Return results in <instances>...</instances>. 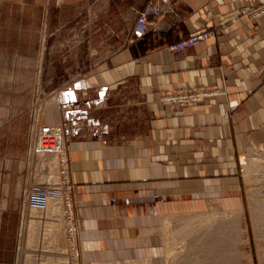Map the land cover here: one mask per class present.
Here are the masks:
<instances>
[{"label": "crops", "instance_id": "0c3cea01", "mask_svg": "<svg viewBox=\"0 0 264 264\" xmlns=\"http://www.w3.org/2000/svg\"><path fill=\"white\" fill-rule=\"evenodd\" d=\"M146 2L114 8L117 26L127 14L136 20ZM263 4L178 0L172 13L151 19L142 38L128 41L123 30V44L86 74L92 91L135 86L148 112L145 129L134 137L67 141L88 263L147 264L150 252L162 246L166 221L174 223L191 209L221 206L226 193L230 206H241L242 156L251 148L264 150V15L250 16ZM47 5V0H0V80L12 81L10 100L7 83L6 107H0L6 111L0 117V264L14 260L13 218L20 202L11 193L24 190L28 170L30 116L14 115L15 64H30L21 49L42 45ZM76 26L70 31L76 33ZM206 28H214L215 37L181 52L170 50ZM193 89L215 93L181 113L161 100Z\"/></svg>", "mask_w": 264, "mask_h": 264}, {"label": "rangeland", "instance_id": "374dc122", "mask_svg": "<svg viewBox=\"0 0 264 264\" xmlns=\"http://www.w3.org/2000/svg\"><path fill=\"white\" fill-rule=\"evenodd\" d=\"M136 1L47 0V25L43 32L42 45L21 49L22 52L29 53L30 64H15L13 107H15L14 115L17 120H23L24 115L30 116L25 117L29 119L26 155L28 170L24 190L11 193V198L20 202V207L16 209V215L13 218L14 260L12 264H50L53 260H55L54 264H92L88 263L90 256L85 254L89 248H86V242L81 239V221L77 215L79 201L71 181L70 152L67 141L76 139L109 141L117 138H131L142 132L147 125L148 112L135 86L127 85L92 91L89 85L93 84V81L84 78L95 67L98 60L114 52L123 44L121 34L124 33L123 30L129 36L128 41L134 38L130 32L132 26L136 25L134 24L136 20L131 14H127L118 27L116 22L118 17L113 9L135 6ZM106 8H111L112 11L103 15L101 10ZM71 14H73L72 18ZM70 25H77L76 33L70 31ZM61 28H63L62 32H60ZM31 42L35 45L39 44L36 39ZM7 83H9L10 100L12 81L0 80V92L3 90V95H0V107H6ZM166 96L167 94L162 96L161 100L170 103L166 100ZM185 108L187 107H173L175 113H181ZM2 116H6V111L0 108V117ZM21 120L16 123V149L19 141V127H23ZM56 127H60L63 131L64 146L69 159L67 170L59 164L55 166L56 168L54 165L51 167V156H36L31 152V144L36 136L46 129ZM249 152L251 154L247 158V163L242 161L243 166L240 170L241 206H230V197L226 193L220 199L221 206L191 209L184 213L185 215L176 216L174 223L170 222V224L179 230L182 228L180 221L188 220V217L192 218V216L201 217L200 219L210 216L212 221L225 222L227 226H231L227 224L228 221L235 220L234 228L238 230L243 228L242 233L237 234L236 247L231 249L237 252L234 256L236 264H264V239L257 241L253 222V209H255V215L262 211L264 213V150L251 148L246 153ZM262 164L263 167H261ZM257 165H260L261 170L257 169ZM52 169L54 170L50 172ZM212 214L214 215L211 216ZM239 214L242 216H240V223ZM52 222L56 225L54 227L52 225L53 229L50 224ZM194 227L191 239L196 240L195 236L201 237L197 238L202 241L198 240L200 242L196 243L198 246L204 242L203 237L208 238L214 230L217 231L220 228L218 224L210 228L199 225ZM31 232L37 233V236ZM2 242L1 250L5 249L7 240L3 239ZM183 242L184 240L181 243L179 241L175 243L171 256H165L160 251L158 254L150 252L147 264H182V262L184 264L188 261L197 260L195 262L197 263L201 260L202 252L206 251L203 248L204 244L198 248L197 246L190 248L182 244ZM187 242L189 243L188 240ZM162 246L157 250H162ZM185 246L190 249L188 250ZM228 248V246H222L219 248L222 250H215V253H227ZM218 253L216 254L219 258L221 255ZM46 259H48L47 262ZM92 260L95 261V257ZM29 261L32 262L29 263Z\"/></svg>", "mask_w": 264, "mask_h": 264}, {"label": "built area", "instance_id": "2783aa9c", "mask_svg": "<svg viewBox=\"0 0 264 264\" xmlns=\"http://www.w3.org/2000/svg\"><path fill=\"white\" fill-rule=\"evenodd\" d=\"M177 2L178 0H147L144 8L138 13L133 32L134 38L140 39L146 34L152 23L151 19L156 20L164 14L172 13ZM262 15H264V4L250 14L253 19ZM215 35L216 31L214 28L202 29L183 38L180 43L170 47V50L181 52L187 48L195 47L201 42L215 37ZM214 93L213 91L203 89H193L170 94L165 98L171 104L184 108L209 98ZM231 107H235V104L232 103ZM31 152L36 156H56L60 166L64 167V170H67L69 159L64 146L63 131L60 127L46 129L43 133L38 134L35 140L32 141Z\"/></svg>", "mask_w": 264, "mask_h": 264}, {"label": "bare ground", "instance_id": "6f19581e", "mask_svg": "<svg viewBox=\"0 0 264 264\" xmlns=\"http://www.w3.org/2000/svg\"><path fill=\"white\" fill-rule=\"evenodd\" d=\"M38 131V130H37ZM249 154H251V153H249ZM264 154V153H263ZM248 156H250V155H248ZM248 156H247V154H244V156H242L243 157V162L244 163H247V158H248ZM52 157V162H50V166L52 167L53 165H54V168H56L55 166H57V164H59V160H57V157L56 156H51ZM253 157V156H252ZM259 157V156H258ZM262 157V156H261ZM41 158V157H40ZM257 158V157H256ZM259 159V158H258ZM254 160V159H253ZM262 161V160H261ZM249 162V161H248ZM255 164V163H254ZM264 164V163H263ZM263 164H262V166L261 167H263ZM60 165V164H59ZM49 166V167H50ZM258 167H257V169H259V170H261L260 169V165H257ZM255 167V166H254ZM54 169H52V170H50V172L51 171H53ZM56 171H58L57 169H55ZM258 170V171H259ZM56 171H54V172H56ZM46 181V180H45ZM52 205H54V204H52ZM70 208V207H69ZM34 210H36L37 211V209L36 208H34ZM54 210V209H53ZM68 210H70V209H68ZM254 210L255 209H253V222H254V229H255V233H256V238H257V241L258 242H260L262 239H264V213H263V211L262 212H259L257 215H255V212H254ZM70 214H71V212H70ZM234 214V213H233ZM214 214H212L211 216H213ZM226 214H224V216H225ZM198 216V215H197ZM238 216V215H237ZM240 216H241V214H239V218H238V220H239V223L241 222V218H240ZM205 218H206V216H204ZM235 217V216H234ZM242 217V216H241ZM70 218V217H69ZM189 218H191V217H188V220H185V221H180V224L182 225H180V227H182V228H180L179 230H177V227L175 228V227H173L172 226V224H170V222H172V221H166L165 222V225H164V230H163V242H162V250H159V251H161V253H163L165 256H171V255H173V250H174V247H175V243H178V241H179V243H181L182 242V240H184V242L182 243V244H184V245H187L188 247H190V248H194V247H196V248H198V247H200V245L201 244H204L203 245V248H205L206 249V251L205 252H202V254H201V260H199L197 263H199V264H236V258H234V256H235V254L237 253H235L234 251H232L233 249L232 248H235L236 247V241L238 240V236H237V234H238V232H241L242 233V230H243V228H241V229H236V227L234 228V222H235V220H233V218H232V220L233 221H228L227 222V224H230L231 226H227L226 224H225V222H219V221H215L214 219V221H212V217L210 218V216L208 217V218H206V219H200L201 217H193L192 216V218H195V219H192L191 218V220L189 219ZM228 218V217H227ZM229 219V218H228ZM71 220V219H70ZM225 220V219H224ZM32 221V220H31ZM175 221V220H174ZM33 222V221H32ZM56 222V221H55ZM218 222V223H217ZM33 223H35V221L33 222ZM58 223V225H59V222H57ZM57 223H55V224H57ZM70 223V222H69ZM238 223V222H237ZM51 224V227H52V225H53V227L54 226H56V225H54L53 224V222L52 223H50ZM72 224V223H71ZM214 224H218L219 226H220V228H218L217 229V231L216 230H214V232H213V234H211L208 238H206V239H204V237H203V243H201L199 246L196 244L197 242H198V240L199 241H201V239H198L197 240V238H201V237H196L195 236V238H196V240H192L191 239V236H192V234L194 233V232H192L193 231V226H195L196 227V225H199V226H203V227H205V228H210V226H213ZM236 224V223H235ZM239 225V224H238ZM34 226V225H33ZM227 226V227H226ZM47 227V226H46ZM50 227V228H51ZM53 227L51 228V229H53ZM194 227V228H195ZM57 228V227H56ZM199 228V227H198ZM68 229H69V227H68ZM36 230V229H35ZM67 230V229H66ZM197 230V229H196ZM195 230V231H196ZM45 231V230H44ZM52 231V230H51ZM70 231V230H69ZM199 231H201V230H199ZM57 232V231H56ZM209 232V231H208ZM216 232V233H215ZM32 233V232H31ZM71 234H72V232H70ZM197 233V232H196ZM207 233V232H206ZM32 234H36L35 236H37V233H32ZM53 234V233H52ZM54 234H55V232H54ZM56 235V234H55ZM73 235V234H72ZM72 235H71V237H72ZM195 235V234H194ZM58 236V235H57ZM74 236V235H73ZM45 237V236H44ZM193 237V236H192ZM55 238H56V236H55ZM58 238V237H57ZM194 238V239H195ZM23 240V239H22ZM56 239H54V241H55ZM187 240L189 241V243L187 242ZM30 241V240H29ZM61 241V240H60ZM75 241V240H74ZM185 241H186V243H185ZM71 242H73V241H71ZM202 242V241H201ZM55 243V242H54ZM198 243H200V242H198ZM75 244V243H74ZM55 246H56V244H55ZM61 246V245H60ZM177 246V245H176ZM181 246V245H180ZM187 246H185V247H187ZM202 246V245H201ZM222 246H228L229 248H228V252L227 253H223V252H220V254L218 253V252H216V253H218L219 255H221V257L219 256V258H218V255L215 253V250H218L220 247H222ZM235 246V247H234ZM53 247V246H52ZM86 247H88V244L86 245ZM185 247H184V249H185ZM187 247V248H188ZM31 248V247H30ZM190 248H188V250L190 249ZM203 248H201V249H203ZM227 248V247H226ZM261 248V247H260ZM263 248V247H262ZM37 249V248H36ZM53 249H54V247H53ZM56 249V248H55ZM63 249V248H62ZM232 249V250H231ZM65 250V249H64ZM192 250V249H191ZM190 250V251H191ZM208 250V251H207ZM219 250H222V249H219ZM227 250V249H226ZM232 252H231V251ZM263 250V249H262ZM224 251V250H223ZM38 252V251H37ZM59 252H60V250H59ZM63 252H66V251H63ZM152 252L153 253H155V254H158L159 252L155 249V250H152ZM225 252V251H224ZM42 253V252H41ZM47 253V252H46ZM62 253V252H61ZM264 253V252H263ZM262 253V254H263ZM51 254V253H50ZM54 254H56V253H54ZM175 254V253H174ZM181 254V253H180ZM28 255V254H27ZM53 255V254H52ZM62 255V254H61ZM67 255V254H66ZM182 255V254H181ZM35 256V255H34ZM65 256V255H64ZM215 256H217V257H215ZM55 258H56V256H55ZM175 258V257H174ZM50 259H51V257H50ZM49 259V260H50ZM53 259H54V257H53ZM59 259V258H58ZM168 259H169V257H168ZM194 259V258H193ZM197 259V258H196ZM43 260V259H42ZM47 260L48 259H46V262H47ZM61 260V259H60ZM59 260V261H60ZM64 260V259H63ZM184 260V259H183ZM52 261V260H51ZM54 261L55 260H53V262H51L50 264H54ZM65 261V260H64ZM146 261V260H145ZM194 261V260H193ZM191 262V261H188V262H184V264H197V263H195V262ZM30 262H32V261H29V263ZM58 262V261H57ZM60 262H62V261H60ZM66 262V261H65ZM64 262V263H65ZM176 262H178V261H176ZM181 262V261H180ZM28 263V262H27ZM44 263V262H43ZM148 263V262H147ZM47 264H49V263H47ZM171 264V263H170ZM174 264V263H173ZM182 264H183V262H182Z\"/></svg>", "mask_w": 264, "mask_h": 264}]
</instances>
